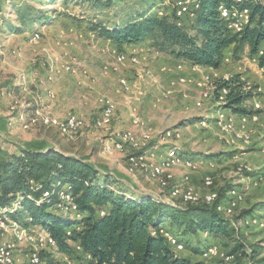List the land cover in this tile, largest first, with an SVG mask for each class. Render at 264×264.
<instances>
[{
	"label": "rangeland",
	"instance_id": "obj_1",
	"mask_svg": "<svg viewBox=\"0 0 264 264\" xmlns=\"http://www.w3.org/2000/svg\"><path fill=\"white\" fill-rule=\"evenodd\" d=\"M50 1L43 0L42 4L36 2V5L43 7L51 17L50 21L44 24L46 28H43L45 27L43 25L40 29L38 28L39 31H35L42 35L38 42L31 41L35 33L33 31L24 34L14 33V37L11 38L12 33L8 32V25L17 23L16 13L12 7H6L0 12L3 13L0 16V112L6 114L8 111V118H13L17 113L27 115L40 111L43 116L46 115L45 117L52 121V125L46 126L40 122L27 130H24L20 125L23 131L10 135L8 139L0 136V150H3L4 146L8 144L10 146L16 142L19 144L28 143L29 139L24 136L27 137L32 128L42 126L52 129V136L62 143L61 150L69 152L75 157L91 161L100 170L104 167L108 174L116 172V168H119L118 170L123 175L142 182L143 188L154 193V199L173 206L187 204L169 197V190H162L157 182L151 180L147 166L153 162L158 163L164 158L167 159L169 156H178L193 161L197 163L193 171H187L182 166L172 169V185L181 183L182 179L189 175L199 196V201L194 203L196 205H206L204 202L206 195H216L215 202L210 207L215 206L219 213L230 217L228 220L232 225H236L233 228L238 233L237 237L244 243L251 263L264 264V66L260 64V57H252L247 44H233L225 51L220 68L204 69L160 52L152 46L154 45L152 39H146L139 44H133V46L117 47L113 46V42L108 46L105 42L108 39L98 37L91 30L92 25L113 29L144 16L156 15L159 18L166 17L169 21L177 19L189 30L191 35H195L197 33L196 18L195 11L193 14L192 10L198 8L199 0H191L186 11L184 7L177 8L174 0H113L108 7L88 1L66 2L65 0H56L55 5L52 6ZM188 1L190 0H184L186 5ZM24 2L26 1L18 0L16 3L21 5ZM105 3L106 1L103 0L104 5ZM182 14L189 16H181ZM252 27H255V23L252 24ZM136 46H140V48H135ZM263 48L264 44L261 49ZM135 51L140 56L132 53ZM62 53H69L68 64L61 61L64 57ZM124 53H128V56ZM120 55H124L126 60L120 62L118 60ZM133 56L138 58V65L131 62L130 59ZM74 58L79 60V66H75L76 59L74 61ZM175 61L179 62L172 64ZM152 63H157L159 68L153 67ZM76 67H79L80 71ZM105 67H108L109 70L106 71ZM98 72H102L104 75H113V82L117 80V90H115L117 95L127 97L136 93L138 95L136 99L140 103L142 102L132 107L130 111L132 125L135 129L119 131L131 130L137 132L138 135L144 134L149 137L146 145L151 147L152 155H149L150 157L148 156L146 161L131 160L132 156L142 153V151L135 152L130 148L124 151L114 148L106 149V145L113 144V142H110L108 136L104 137L105 134L112 139L114 131H118L113 129V126L120 128L118 123L124 121L125 117L123 116L127 111V109L123 110L121 101L106 91L103 92L105 95L101 96H110L109 98L112 97L111 99L117 103L116 105L113 100L115 112L111 126L105 130L96 126V123L101 119V114L94 124L92 116L84 114L83 117L76 114L84 120L83 128L72 139L66 133L65 123L71 114L77 113L74 111L79 109L77 107L79 102L84 100V96L90 99L91 110L97 113L94 107L97 93L94 90H89L92 94H88L84 90H68L61 94L60 103L56 102L52 105L50 101L56 99V90L53 86L61 79L79 73L80 78L91 73L98 81ZM125 75L130 77L127 78ZM160 75L165 77V82L159 77ZM233 77L243 84L245 92L252 94V98L242 105L246 113L257 117L256 121L249 123V127L253 131L252 141L249 144H243L233 134L222 132L215 124L219 109L223 108V112L227 115H236V130H239L240 114L233 113V110L227 109L224 105L219 107L218 103L223 100L221 96L219 99L203 97V94L215 82L218 84L219 81L229 80ZM123 78L128 83V90L122 89L120 85V80ZM49 92L54 93V97L52 94L50 96ZM101 96L97 98L99 110L98 99ZM15 102H17V109L11 111L10 107ZM47 103L56 110H60L63 115L54 114ZM202 103L203 105L200 107L198 104ZM85 119L90 121V128ZM136 119L139 121L138 125L134 124ZM11 121H9V125H13L14 122L16 124V120L11 119ZM85 128L88 132L82 135ZM119 166L125 168V171ZM194 174L201 180V186H197L193 182ZM141 175L146 176L147 181L156 185L157 188L148 187L145 179L138 180L137 178ZM109 176L111 177V175ZM206 177L211 178L212 185L209 187L204 183ZM219 191H227L223 200L220 198ZM233 193H236V196ZM245 211L250 212L249 215L252 216L249 217L253 218L249 226L244 224V219L238 220V222L236 220L240 213L243 215L242 213ZM58 214L64 215L60 212ZM69 219L71 222H75L77 217L73 214ZM36 226L29 222L26 228L36 229V231L42 228ZM202 235L201 239L210 238V235ZM207 242V245L209 243L217 245L213 240ZM182 243L184 249L181 251L175 249L177 254L185 256L193 253L189 246L187 248L185 241L182 240ZM191 243L194 245V242L191 241ZM21 247L23 251L19 254L18 263L27 264L28 248L24 244ZM205 249L207 248H202L201 254ZM43 253L53 254V260L48 261L43 259L41 253L43 263L63 264V256H59L56 251L44 250ZM193 257L196 259L197 256ZM200 257L202 256L200 255ZM248 259L247 261H249ZM71 260L74 264L82 263L76 253ZM203 261L216 264L215 259H203Z\"/></svg>",
	"mask_w": 264,
	"mask_h": 264
},
{
	"label": "trees",
	"instance_id": "obj_2",
	"mask_svg": "<svg viewBox=\"0 0 264 264\" xmlns=\"http://www.w3.org/2000/svg\"><path fill=\"white\" fill-rule=\"evenodd\" d=\"M17 1L1 0L0 12L12 7L16 13L17 23L9 24L8 32H35L50 21V13L36 5L43 0H25L21 5H17ZM65 1H88L108 7L113 0H105V5L103 0ZM50 2L53 6L56 0ZM231 4L230 0H199L198 8L192 10L196 18L195 35L177 19L169 21L156 15L113 29L92 25L91 30L117 47L152 39L155 49L175 59L192 66L218 69L231 45L247 44L251 56L257 57L264 44V0H252L243 5L251 10V16L241 33L233 32L221 17L220 6ZM259 59L264 66V57ZM209 89L212 97L223 98L219 107L224 105L233 113L251 116L242 105L252 94L243 90V84L236 77L215 82ZM109 175L85 159L54 148H23L17 154L0 150V209L6 211L4 216L10 221L23 227L32 220L31 225L42 227L55 241L58 254L73 258L76 253L81 264H209L177 254L161 233L163 228L181 243L185 241L196 255L201 254L199 246L204 243L198 241L200 235H210L221 251L233 257L230 262L215 259L216 264H252L244 243L228 220L230 217L219 213L215 206H173L153 197L129 194L116 187L118 182ZM48 192L50 197L44 198ZM60 192L71 196L77 213L57 208ZM219 193L223 200L227 191ZM249 213H240L237 222L252 216ZM73 214L77 217L75 222L69 219ZM194 240L197 246L192 245ZM52 255L42 253L43 259L48 261L53 260Z\"/></svg>",
	"mask_w": 264,
	"mask_h": 264
},
{
	"label": "bare ground",
	"instance_id": "obj_3",
	"mask_svg": "<svg viewBox=\"0 0 264 264\" xmlns=\"http://www.w3.org/2000/svg\"><path fill=\"white\" fill-rule=\"evenodd\" d=\"M232 2L231 6L227 7L225 5L220 6L219 11L221 17L229 23V27L235 33H241L246 25L249 24L251 10L248 7H243L245 3H249L252 0H230ZM192 1H188L187 5L184 0H180V3H176L177 8L189 6ZM194 2V1H193ZM39 35L37 32L34 33L31 41L38 42L39 39L35 37ZM122 54V53H120ZM130 56V55H129ZM258 56L264 57V48L259 50ZM131 57V56H130ZM129 57V58H130ZM120 62L126 60L124 55H120L118 57ZM129 60V59H128ZM131 62L135 65L139 64L138 58L133 56ZM120 62H118L120 64ZM105 70H109L108 67H105ZM116 71V69H115ZM185 76V75H182ZM185 79V78H184ZM189 80V79H188ZM187 80V81H188ZM179 81V79H178ZM184 82V80H182ZM207 83V82H206ZM211 83V82H210ZM209 83V84H210ZM120 85L122 89L128 90V83L125 78L120 80ZM121 89V88H120ZM50 96L52 92H49ZM226 93H224L225 95ZM54 97V93L52 94ZM204 98L212 97V91L208 88L207 92L203 94ZM201 102V101H199ZM98 104L101 110V119L96 123V126L100 129H107L111 126L113 115L115 112V103L114 101L107 97L101 96L98 99ZM197 105V104H196ZM202 107L203 103L200 105ZM221 104H219L220 106ZM11 111H16L17 102L14 103L10 107ZM220 111L215 118L216 126L225 133L233 134L234 137L241 141L243 144H249L252 141V130L249 127L250 121H256V116L249 115H239V130H236V115H227L223 112L224 109L220 108ZM46 116V115H45ZM43 116L40 111H36L30 118H26L25 114H16L12 120H16V123H19L24 130H27L29 127L35 126L38 123H42L43 125L49 126L52 125V121L50 118ZM12 122V121H10ZM214 122V121H213ZM15 124V122H14ZM84 120L79 118L76 114H71L66 123V133L73 138L84 126ZM135 125L139 124V121L136 119L134 121ZM112 139H114L113 144H107L106 149L111 150L112 148L118 151H124L127 148L132 149L135 152L142 151V153L135 154L132 156L131 160L136 161H146V158L152 155L151 147L147 144L149 137L144 134H137V132H133L131 130L128 131H114L112 135ZM235 139V140H236ZM149 156V157H150ZM163 159V158H162ZM165 159V160H164ZM162 161L158 163H150L147 166V171L149 174V178L158 183L159 187L162 190H169V197L175 198L183 204H194L199 201V196L197 194L196 189L194 188L189 175H186L184 179H182L181 183L172 185L173 178L171 176V171L175 167L182 166L187 171L195 170L197 163L193 161H188L178 156H169L167 159L164 158ZM204 183L207 187L212 185L211 178L206 177L204 179ZM60 198V203L57 205L59 209L70 210L73 213H77L78 209L76 205L72 202V198L68 193L60 192L57 194ZM236 196V193H233ZM49 192L44 195V198H49ZM149 197H153L149 195ZM216 195L209 194L204 198V202L206 205L211 206L215 202ZM161 199V198H160ZM6 211H1L0 209V264H19V254L23 251L21 247L22 244L28 248L26 254V262L27 264H45L42 262L41 253L44 250H53V252H57V247L55 241L50 237L48 232L43 228H40L39 231L36 229H30L23 227L17 223H14L8 219V217L4 216ZM253 219V218H252ZM250 217L244 219V224L249 226L252 221ZM32 223V220H29ZM254 222V221H253ZM233 226H236L233 224ZM37 227V226H36ZM34 232H42L41 236H38V239L35 238ZM161 233L168 239L170 245L174 247L177 251H181L184 249V244L181 243L177 238L170 234V231L162 229ZM12 243V246H11ZM79 250H81L80 247ZM213 248L218 249V254H225L226 258H220L225 262L232 261L233 257L228 256L226 253L221 252L217 245H209L207 249L203 251V254H208L211 252ZM58 254V253H57ZM60 256V254H58ZM69 261H72L69 256L63 257V264H70Z\"/></svg>",
	"mask_w": 264,
	"mask_h": 264
},
{
	"label": "crops",
	"instance_id": "obj_4",
	"mask_svg": "<svg viewBox=\"0 0 264 264\" xmlns=\"http://www.w3.org/2000/svg\"><path fill=\"white\" fill-rule=\"evenodd\" d=\"M43 28H46V26L43 27ZM12 37H14V34L11 35V38ZM105 42H106V44H108V46L112 44L111 41H109V40H105ZM113 46H114V44H113ZM135 48H140V46H136ZM62 54H64V57H62V60L61 61L67 62L66 64H68L69 61H67V59H70L69 56H68L69 53H62ZM75 59L76 58H74L73 60L75 61ZM178 62L179 61H175V62H172V64H177ZM74 64H75V66H79V60L76 59V61H75ZM152 65L156 69L159 68V65L157 63H152ZM76 68H77V70L80 71L79 67H76ZM204 69H206V68H204ZM98 73H99V80L98 81L94 77V75H92L91 73L88 76H84V77L81 76V78L79 76L80 75V73H79V74H77L75 76L69 75L68 78L65 77V78L61 79V81H58L59 83L57 82L53 86V88L55 87V90H56L55 91V93H56V99H55V101H50V103H52V105H54V103H56V102L60 103V100H62L61 94L64 93V92H67L68 90H73V91H79V90L81 91V90H84L88 94H92V92L89 91V90H94L95 93H97V97H96V101H95V106H94L97 113H94L91 110L92 107H91V104H90V99L86 98L85 96L83 97L84 100H82V102H79V106L77 107L79 109H75L76 111H74V112H77L75 114L81 115L83 117H84V114L85 115L92 116L93 117L92 121H93V124H94L95 121L97 119H99L100 114H101L100 113V110H99V108L97 106V98L99 96H101V95H105L103 92L106 91V92L110 93L115 99L121 101V103H122V105L124 107L123 110H126L127 109L125 115L123 116V117H125L124 121L122 123H118V125H119L120 128H115L113 126V129H115V130H126V129H132L133 130V129H135V127H133V125H132V120H131V117H130V111H131V108L132 107H134L135 105H138V104H141L142 103V102L140 103V101L136 99V96H138V95L136 93H134V95H132V96H127V97L117 95L115 93V90H117L116 89L117 80H116V82H113V75L112 76H110V74L109 75H104L102 72H98ZM92 76H93L94 79L92 78ZM126 77L128 78L130 76H126ZM159 77H161L162 78V81L165 82V77L164 76L160 75ZM82 79H84V81H82ZM166 82H167V79H166ZM83 86H85V87H83ZM86 88H89V89H86ZM108 97H110V96H108ZM140 98H143V97H140ZM31 102H33V101H31ZM115 103H116V101H115ZM47 104H49V103H47ZM49 105H50V108H51V110H52V112L54 114L59 115V116H62L63 115V113L60 110H56L51 104H49ZM116 105H117V103H116ZM74 112H72V113H74ZM26 113H28V112H26ZM32 114L28 113L26 115V117L29 118ZM8 115H9V112L8 111H7L6 114H3L2 112H0V136L2 138H6V139H8V137L10 135L15 134V133H18L19 131L22 130V128H21V126H20L19 123H16V124H13V125H11V124L9 125V121H11L12 118H8ZM85 120H86L87 125L90 128V121L87 120V119H85ZM51 130L52 129H47V128L42 127V126L32 128V129L29 130L28 136L27 137L24 136V138H28L29 139L28 143L26 142L24 144H19V143L16 142L15 144H12L10 146L8 144L7 146L6 145L4 146L3 151L6 152V153L8 152L9 154H17L23 148H29V149H42V148L47 149V148H54L55 150L60 151V152H62L64 154H66V155L74 156L73 154H70L69 152H66V151L61 150L62 149V146H61L62 143H60V140L59 139H56V138H54L52 136ZM86 130L87 129L85 128V130L83 131L82 135L85 132H88ZM136 130H138V129H136ZM107 136L110 139V136L107 135V134H105L104 137H107ZM105 141H107V140H105ZM119 167L122 168V166H119ZM97 169L100 170L99 168H97ZM118 169L119 168H116V172H109V174L112 176V178H115L116 181L118 182V184H117L116 187H119V188L125 190L127 193L133 194V195H136V196L145 195V193H147V192H149V193L151 192L153 194V192L151 190L150 191H147V189L143 188L142 182H137V181L134 180V178H131V177L129 178L127 175H123L122 173H120L121 171L118 170ZM122 169H124V171H125V168H122ZM100 171L101 172L108 173L106 171V169H104V167ZM176 175H178L177 172H176ZM137 179L138 180L139 179H145V181L148 184V187L154 186V187L157 188L156 185H154L151 182L149 183L147 181L148 178L146 176L141 175ZM192 180H193V182L197 186H201V180L198 179V177H196L195 174L193 175ZM33 226H36V225H33ZM201 235L198 238V241L203 240V242L205 244L204 245H203V243L200 244L199 248H203L204 249V248H207L209 245H212V243H209L207 245V243H208L207 241L208 240L215 241L211 237L208 238V239H207V237L205 239L204 238L201 239L202 238ZM193 242H194V246H197V240H194ZM200 255L201 254L196 255L194 253H189V255H185V256L186 257H189V258H191L193 260H203V259H200V258H202V257H200ZM193 256H197L196 259Z\"/></svg>",
	"mask_w": 264,
	"mask_h": 264
},
{
	"label": "built area",
	"instance_id": "obj_5",
	"mask_svg": "<svg viewBox=\"0 0 264 264\" xmlns=\"http://www.w3.org/2000/svg\"><path fill=\"white\" fill-rule=\"evenodd\" d=\"M174 3H180V0H174ZM186 15L187 14H182L181 16H186ZM41 36L42 35L39 34L35 38L40 40V37ZM132 53H136V56H140L139 53L136 52V51L135 52H132ZM124 55L128 56V53H124ZM66 69H67V67H66ZM109 140H110V142H113L114 141V139H109ZM56 212H57V210H56ZM0 222H1V220H0ZM34 235H35V238L38 239V236H41L42 235V232H34ZM11 246H12V243H11ZM77 251H80L79 248H77ZM201 256L205 260H212V259H218V258H226V255L225 254H218V249L217 248H213L210 253L203 254ZM69 262H70V264H74L72 261H69Z\"/></svg>",
	"mask_w": 264,
	"mask_h": 264
},
{
	"label": "water",
	"instance_id": "obj_6",
	"mask_svg": "<svg viewBox=\"0 0 264 264\" xmlns=\"http://www.w3.org/2000/svg\"><path fill=\"white\" fill-rule=\"evenodd\" d=\"M149 195H152V193H145V196H149Z\"/></svg>",
	"mask_w": 264,
	"mask_h": 264
}]
</instances>
